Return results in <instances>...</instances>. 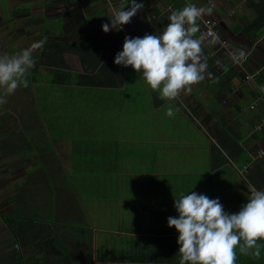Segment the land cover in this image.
<instances>
[{
  "label": "crops",
  "instance_id": "0c3cea01",
  "mask_svg": "<svg viewBox=\"0 0 264 264\" xmlns=\"http://www.w3.org/2000/svg\"><path fill=\"white\" fill-rule=\"evenodd\" d=\"M48 1L32 13L63 19L70 40L91 36L75 52L46 48L38 81L21 99L7 97L6 122L22 128L29 157L6 170V211L18 208L27 219L21 248L9 249H20L22 264H179L178 232L167 218L178 216L180 193L218 198L235 213L253 187L264 190V32L255 41L243 32L264 14V0H136L143 7L131 22L107 33L102 24L131 0H106L102 21L88 18L90 7ZM186 3L213 9L196 33L211 77L169 101L114 57L125 36L159 34ZM204 19L213 21V36H204ZM224 129L244 162L224 150L231 141ZM0 227V237L9 236ZM236 264H264V248L259 259L237 250Z\"/></svg>",
  "mask_w": 264,
  "mask_h": 264
},
{
  "label": "clouds",
  "instance_id": "9594fccd",
  "mask_svg": "<svg viewBox=\"0 0 264 264\" xmlns=\"http://www.w3.org/2000/svg\"><path fill=\"white\" fill-rule=\"evenodd\" d=\"M143 7L131 0V7L117 10L102 30L129 24ZM211 7L186 3L173 10L169 23L159 34L142 37L125 36L122 51L116 53L114 63L131 67L140 73L145 84L159 93L160 99L174 100L182 91L210 78L207 63L202 62V39L198 20L211 15ZM44 40L34 42L14 54H0V105L19 87H28V75L35 67L33 52L42 48ZM168 117L175 112L166 109ZM177 217H168L167 225L178 232L179 264H236L237 250L244 256L259 259L264 244V190L252 188L247 202L238 212L228 213L219 199L191 191L174 199Z\"/></svg>",
  "mask_w": 264,
  "mask_h": 264
},
{
  "label": "trees",
  "instance_id": "16d2710c",
  "mask_svg": "<svg viewBox=\"0 0 264 264\" xmlns=\"http://www.w3.org/2000/svg\"><path fill=\"white\" fill-rule=\"evenodd\" d=\"M115 1V0H112ZM32 3L18 0H0V25L6 28V32L3 34L2 42L10 48L13 53H17L25 48H28L34 42L44 40L40 54L39 49L33 52V57L36 60L35 67L30 70V74L27 79L30 88L38 81V67L42 65L41 57H44V50L47 48L57 54L61 55L63 52H75L78 47H85L87 45V39L90 38L91 33L84 31L78 40H70L64 35L63 31V19L54 18L46 19L42 15L32 13ZM101 7H108V3L103 1ZM103 9L97 11V17L102 15ZM97 17L94 21H97ZM89 18V17H88ZM244 34L251 41L257 40L264 32V14L256 15L253 19V23L243 29ZM55 54V53H54ZM45 64V63H44ZM214 82H216L214 80ZM22 88L19 87L13 97L22 94ZM13 95V94H12ZM8 103V102H7ZM7 103L0 105L2 110H7ZM153 105H156L153 101ZM211 108V104H206ZM20 111L16 112L19 114ZM225 130V129H224ZM226 134L231 139L227 144H221L224 150L228 153L233 151L238 161L244 162L243 153L238 140L234 133L229 130H225ZM25 135L22 132V128L14 132L10 127L5 126V123L0 124V155L3 158L4 169L22 167L25 162L29 160L24 153L27 152L24 148L23 141ZM213 150L217 152L214 147H211L210 154ZM211 156V155H210ZM14 208L8 211H1L0 209V221L3 222L8 230L9 236L6 234L0 237V264H22L21 251L17 248H11L14 244H22L17 238L22 235L24 231V225L27 223L26 217L23 215L20 209Z\"/></svg>",
  "mask_w": 264,
  "mask_h": 264
},
{
  "label": "rangeland",
  "instance_id": "374dc122",
  "mask_svg": "<svg viewBox=\"0 0 264 264\" xmlns=\"http://www.w3.org/2000/svg\"><path fill=\"white\" fill-rule=\"evenodd\" d=\"M18 1H22V2L28 1V2H31L33 4L32 5V10H38V8H40V9L43 8L44 9V6L49 5V1L48 0H18ZM61 1L63 2L64 5L70 6V7H72V6H80L81 8H84V7H88L89 8L90 7L91 9L87 11L88 12L87 13V16L89 18H92V20H94L97 17V13H96V10H95L94 7H97V9H101L102 8L104 10H106V8H107V7H101V3L103 1H106V0H61ZM110 1H112V0H110ZM52 14H53V12L51 11L50 14H48V16L49 15L50 16H53ZM103 16H104V14H103ZM103 16L100 15L99 21H102ZM5 32H6V28L3 27L2 25H0V41H2L3 34ZM213 35H214V32H213ZM221 42L223 43V41H221ZM0 54H14V53H13V51L10 48H8L2 42V44L0 43ZM185 95L186 94L184 93V91H182L178 97H180V99L183 100L185 98L183 96H185ZM19 99H21V96L19 97ZM184 103L186 105V101H184ZM195 117H197V114L195 115ZM0 120H2L1 123H3V124L5 123V126L9 127L8 124H7V122H6L8 120H6L5 111H3L1 109H0ZM207 120H208L207 118L206 119L204 118L201 121L202 122L201 124L204 126V128L209 129V126H208L209 124H207L208 123ZM11 125L13 126L12 123H11ZM6 175L7 174H6V170L4 169L3 158L0 155V209H1V211H5L6 210V206H5V195H6V185H7V179H8V176H6Z\"/></svg>",
  "mask_w": 264,
  "mask_h": 264
},
{
  "label": "built area",
  "instance_id": "2783aa9c",
  "mask_svg": "<svg viewBox=\"0 0 264 264\" xmlns=\"http://www.w3.org/2000/svg\"><path fill=\"white\" fill-rule=\"evenodd\" d=\"M203 24H204V30H203V34L205 37H209V36H212L213 35V30H212V26H213V22L209 19H204L203 20ZM247 77V76H246ZM259 92H260V95L262 97H264V85H261L259 86ZM259 154H261L262 152H259Z\"/></svg>",
  "mask_w": 264,
  "mask_h": 264
}]
</instances>
